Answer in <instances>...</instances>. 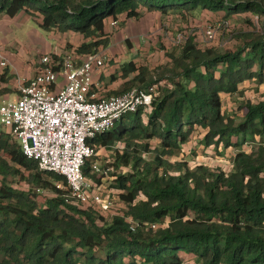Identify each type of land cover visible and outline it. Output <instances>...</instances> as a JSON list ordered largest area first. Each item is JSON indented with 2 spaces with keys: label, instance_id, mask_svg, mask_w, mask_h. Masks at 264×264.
Listing matches in <instances>:
<instances>
[{
  "label": "trees",
  "instance_id": "trees-1",
  "mask_svg": "<svg viewBox=\"0 0 264 264\" xmlns=\"http://www.w3.org/2000/svg\"><path fill=\"white\" fill-rule=\"evenodd\" d=\"M198 9L225 18L250 12L262 28L243 33L235 50L202 47L190 35L157 75L135 61L112 75L125 82L109 96L143 89L153 100L88 140L97 154L83 170L102 196L109 169L128 168L115 171L118 192L108 199L125 209L111 219L76 201L64 175L41 169L0 130V264H185L189 256L200 264H264V97L247 94L264 87V0H0V15L26 13L44 30L82 33L89 40L77 48L81 55L110 44L109 17ZM7 83L0 96L9 95ZM236 94L241 114L224 107L223 95ZM201 133L202 148L232 150L229 169L171 159ZM99 148L115 153L102 169L91 162ZM17 176L28 190L13 186ZM45 191L53 195L39 205Z\"/></svg>",
  "mask_w": 264,
  "mask_h": 264
},
{
  "label": "rangeland",
  "instance_id": "rangeland-1",
  "mask_svg": "<svg viewBox=\"0 0 264 264\" xmlns=\"http://www.w3.org/2000/svg\"><path fill=\"white\" fill-rule=\"evenodd\" d=\"M4 16V15H3ZM0 16V51L9 58L10 65L7 68L0 67V86L8 84V94L11 98H16L17 80L20 77L32 79L41 70V59L44 55L54 53L63 54L67 51H78L77 48L85 38L82 33L67 31L62 33L58 30H44L40 27L37 20L26 13H21L18 17ZM253 13L236 14L225 18L220 14L210 13L206 10L193 12H169L162 15L159 11H144L142 16L124 20V16L116 18L109 17L105 22L104 33L110 39L107 47H101L100 53L106 57L105 65L101 69L94 70V80L100 81V86L95 90L100 97L109 96V90H104L111 84L112 75H118L124 63L135 61L138 64L146 65L152 73L157 75V71H163L170 62L168 53L175 50L180 51L181 46L188 36L195 37L199 46L216 47L220 50H235L241 43V35L245 32L261 30V25ZM6 19V20H5ZM255 21H254V20ZM117 21V22H116ZM228 21V25L223 22ZM212 29L215 31V38L208 39L206 31ZM180 40L181 38H183ZM53 51V52H50ZM134 75V73L132 74ZM131 75V76H132ZM101 78V79H100ZM63 78L60 77L59 81ZM103 83H102V82ZM125 80L118 78L114 86L121 91ZM163 85V82H161ZM103 86V88H101ZM248 96L254 100H260L264 97V87L261 92L248 90ZM114 95V94H111ZM224 107L227 112L242 110L238 108L241 98L238 95L232 98L229 95H223ZM3 102V96H0V105ZM238 117H242L241 115ZM0 130L6 131V127L0 124ZM203 133L195 134L191 142L183 145L180 155L173 156L171 159H183L191 165L205 163L211 167H223L229 169L232 159V150L228 153L219 154L212 147L202 148L200 139ZM155 143V142H154ZM114 151H108L103 148L98 149V156L91 159L92 165L96 162L100 168L107 161H113ZM127 167L117 169L112 167L103 178V185L100 186L105 199L109 198V192L117 196L118 190L113 187L115 173L128 171ZM116 171V172H115ZM113 172V174H112ZM13 186L21 190L30 188L25 177L17 176L10 178ZM1 183V180H0ZM99 186V185H97ZM97 190V188H96ZM52 192H39L37 201L39 205L45 203L46 198L52 196ZM112 207L104 210L97 207L106 219L122 212L125 207L113 199ZM185 264L196 263V257L189 256Z\"/></svg>",
  "mask_w": 264,
  "mask_h": 264
},
{
  "label": "built area",
  "instance_id": "built-area-1",
  "mask_svg": "<svg viewBox=\"0 0 264 264\" xmlns=\"http://www.w3.org/2000/svg\"><path fill=\"white\" fill-rule=\"evenodd\" d=\"M206 36L214 39L215 31L209 29ZM106 60L101 53L81 55L75 50L46 54L34 78L19 76L16 98L6 95L0 105V124L20 143L23 153L41 169L64 175L76 201L104 210L112 201L96 190L83 170L86 161L97 154L88 140L153 100L152 92L143 89L100 97L93 74ZM10 62L0 51V67H9ZM94 168L99 170L97 164Z\"/></svg>",
  "mask_w": 264,
  "mask_h": 264
},
{
  "label": "crops",
  "instance_id": "crops-1",
  "mask_svg": "<svg viewBox=\"0 0 264 264\" xmlns=\"http://www.w3.org/2000/svg\"><path fill=\"white\" fill-rule=\"evenodd\" d=\"M142 10H144V9H142ZM21 14V13H20ZM23 15H24V13H22ZM4 15V14H3ZM2 15V16H3ZM1 16V15H0ZM3 17H8L7 15H4ZM16 17H18V16H16ZM6 20V19H5ZM50 52H53V51H50ZM101 79V78H100ZM98 82V85L97 86H100L101 84H100V81H97ZM102 82V81H101ZM115 82H117V80H115V81H113L111 84H109V85H107V87L108 88H106V89H104V90H109V91H111V90H113V89H117V87L116 86H114V84H115ZM103 83V82H102ZM101 88H103V86L101 87ZM228 153V152H227Z\"/></svg>",
  "mask_w": 264,
  "mask_h": 264
}]
</instances>
